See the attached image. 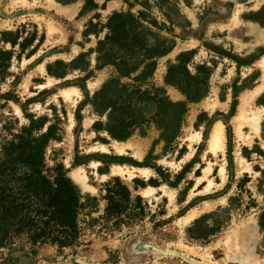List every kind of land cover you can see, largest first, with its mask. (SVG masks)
<instances>
[{
    "label": "rangeland",
    "instance_id": "1",
    "mask_svg": "<svg viewBox=\"0 0 264 264\" xmlns=\"http://www.w3.org/2000/svg\"><path fill=\"white\" fill-rule=\"evenodd\" d=\"M85 2L0 0V48L14 52L0 79V143L31 118H46L42 132L53 125L57 136L45 150L48 172L62 164L93 198L83 200L76 245L32 250L21 237L14 249L0 250V264H264V0ZM141 11L144 24L157 21L153 31L173 43L142 87L187 103L171 143L153 121L124 141L94 128L107 119L94 112V94L120 77L112 65L98 68V42L111 15ZM80 54L90 64L85 70L73 67L83 64L73 63ZM182 54L190 74L209 87L197 102L167 82ZM136 75L120 79L136 84ZM142 106L148 117L158 109ZM172 113L166 109L160 121L167 133ZM220 124L223 145L213 151L209 139ZM116 143L128 146L120 153ZM116 164L124 175L113 174ZM114 179L146 202L144 217L119 228L104 218L106 185Z\"/></svg>",
    "mask_w": 264,
    "mask_h": 264
},
{
    "label": "trees",
    "instance_id": "2",
    "mask_svg": "<svg viewBox=\"0 0 264 264\" xmlns=\"http://www.w3.org/2000/svg\"><path fill=\"white\" fill-rule=\"evenodd\" d=\"M57 1L68 4L77 0ZM145 16L143 11L138 15L120 12L108 19L106 26L109 32L98 42L96 49L98 68L112 65L120 77L131 78L136 73L133 78L136 84L122 82L120 77L104 83L94 94L91 104L94 112L101 117L106 114L107 119L96 121L94 128L106 131L113 139L124 141L153 121L163 131L161 138L171 143L178 137L187 113V103L170 100L159 93V88L149 95V90L142 87V82L153 72L156 59L173 47L172 41L160 37L151 28L157 21H149L148 26L144 24ZM13 56L12 50L0 48V79L8 71ZM85 56L80 54L73 60L74 64L83 61L81 65H74V69L89 67ZM186 60L187 54H182L179 63L170 64L167 82L177 86L185 94L187 102H197L207 94L209 87L205 80L200 86L198 77L187 69ZM48 70L52 71L50 67ZM52 74L63 76V73ZM150 102L158 108L153 117H148L142 106ZM166 109L173 110L172 132L169 133L160 123ZM46 122V118H31L29 124L10 132V138L0 143V250L14 249L15 240L21 237H26L32 250L43 244L57 245L62 249L76 245L80 238L79 215L86 205L83 200L93 198L82 194L62 164L48 172L45 150L50 140L57 136L53 125L42 132ZM106 187L104 218L112 222L113 228L144 217L146 202L141 195L134 196L119 179H114L113 184L108 183ZM260 225L264 229L262 217ZM218 227L219 223L211 232ZM1 258L8 261V257Z\"/></svg>",
    "mask_w": 264,
    "mask_h": 264
},
{
    "label": "bare ground",
    "instance_id": "3",
    "mask_svg": "<svg viewBox=\"0 0 264 264\" xmlns=\"http://www.w3.org/2000/svg\"><path fill=\"white\" fill-rule=\"evenodd\" d=\"M52 2V1H51ZM260 116L259 114H256L254 117H252V121H253V127L255 128V130L259 129V123H260ZM223 129H222V125H217L215 126V129H213V132L210 136L209 139V149L216 151L219 147L221 148V146L223 145V133H222ZM128 146L127 144H115V148L122 153L125 149V147ZM130 146V145H129ZM139 170L143 171L144 168H139ZM113 174L115 175H124L126 173V170L121 166V165H115L112 169ZM73 180L77 183V184H81L83 187H85L84 183H83V177L79 176V175H73L72 176Z\"/></svg>",
    "mask_w": 264,
    "mask_h": 264
}]
</instances>
